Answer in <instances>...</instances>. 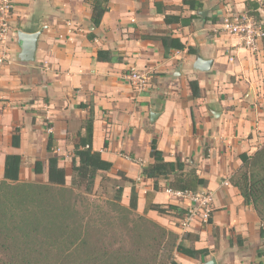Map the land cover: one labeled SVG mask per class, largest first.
Here are the masks:
<instances>
[{"label":"crops","instance_id":"crops-1","mask_svg":"<svg viewBox=\"0 0 264 264\" xmlns=\"http://www.w3.org/2000/svg\"><path fill=\"white\" fill-rule=\"evenodd\" d=\"M183 1L202 7L192 10ZM91 2L14 0L8 42L0 47V180L7 155L21 157L20 180L38 176L36 161L47 180L50 136L66 173L78 162L73 151L91 105L92 149L112 164V177L125 178V205L135 189L140 215L183 234L177 210L146 211L150 204L185 207L167 194L165 183L154 190L153 180L142 176L153 163V139L165 162L179 160L207 180L197 191L211 194L209 223L192 224L182 242L207 253L191 259L175 252L177 264H264V227L232 185L242 167L240 156H251L264 144L263 41L251 52L238 36L220 29L227 15L264 25V0H107L98 27L91 21ZM165 17L179 20L168 23ZM19 32L40 33L32 62L19 59ZM161 37L184 49L165 56ZM99 51L113 61H99ZM197 57L211 62L207 71L194 68ZM130 69L150 73L144 91L125 81ZM191 81L198 83V98L192 97ZM16 128L19 146L13 147Z\"/></svg>","mask_w":264,"mask_h":264},{"label":"trees","instance_id":"trees-1","mask_svg":"<svg viewBox=\"0 0 264 264\" xmlns=\"http://www.w3.org/2000/svg\"><path fill=\"white\" fill-rule=\"evenodd\" d=\"M183 4L192 10L202 7L196 1H183ZM91 6V21L94 27H98L106 12L107 0H92ZM251 17L258 20L256 14ZM178 18L165 17V22L177 21ZM181 21L184 22L183 19ZM262 28L264 30V25ZM88 37L92 39L93 35ZM160 40L165 56L170 50L184 49L181 43L170 37H161ZM262 41L264 50V38ZM188 53L194 52L188 49ZM97 59L113 61L110 53L103 51L97 53ZM188 86L193 98L200 97L196 81L189 82ZM93 121L90 105L84 133L73 151L78 162L74 160L72 163L70 187H66L65 170L59 166V159L53 153L51 136L46 147L49 155L44 184L21 181V157L6 156L0 180V264H177L173 258L175 252L191 259L206 255V250L183 246L188 233L180 236L138 214L135 189L131 191L128 207H124L121 205L123 187L112 188V196L105 201L113 217L111 220L106 214L99 220L93 215L90 218L81 215L77 208L86 202L87 195L92 194L97 177L105 180V175L112 170V164L92 149ZM19 139V129L16 128L12 135L13 147L19 146ZM149 156L153 163L142 171V176L153 180L154 190L160 189L161 182L165 183L166 190L190 192L208 184L197 175L195 168L179 160L165 162L154 139L150 143ZM240 159L242 167L232 185L238 189L244 203L253 206L264 227V144L253 155L242 154ZM33 173L42 174L40 161L34 163ZM147 210L157 213L177 210L180 215L185 212L173 205L163 207L156 204L148 205ZM99 223L106 225L100 228Z\"/></svg>","mask_w":264,"mask_h":264},{"label":"built area","instance_id":"built-area-1","mask_svg":"<svg viewBox=\"0 0 264 264\" xmlns=\"http://www.w3.org/2000/svg\"><path fill=\"white\" fill-rule=\"evenodd\" d=\"M14 0H0V47H4L10 35V17L13 10ZM222 32L228 35L238 36L244 48L251 52L257 50L258 44L264 38V30L261 24L254 22L248 17L225 16L220 24ZM2 59H0V63ZM125 81L138 93L145 90L149 81L150 73L145 70L130 69L124 76ZM167 194L185 204L184 214L180 221L179 230L183 234L194 223H209L212 212L211 194L206 191H172L166 190Z\"/></svg>","mask_w":264,"mask_h":264},{"label":"rangeland","instance_id":"rangeland-1","mask_svg":"<svg viewBox=\"0 0 264 264\" xmlns=\"http://www.w3.org/2000/svg\"><path fill=\"white\" fill-rule=\"evenodd\" d=\"M71 167L70 166L67 167L66 187L71 186V177H72V168ZM105 176H106L105 180H102L101 177H97V179L95 181L94 189L92 191V194L89 196L87 195L86 196V202L84 204H82L81 207L79 205L77 208V210L79 209L81 215H85L86 218H88V217L90 218L93 215L92 217L94 219L99 220L100 216H102L103 214L109 215L110 220L113 218L111 212L108 210V208L105 204V201L107 198L112 196V191H113L112 188H114V186H118V185L124 187L126 180H125V178L116 179V178L112 177L110 175V173L106 174ZM21 181H23V182H35V183H40V184L43 183L44 184V183H46L47 180H46V177H44L43 175H41V176L38 175V176H36V178L33 181H27V180H21ZM123 201L124 200L122 197L121 205L124 207H128V205H125ZM86 207L88 209H86ZM180 216L182 217V215H180ZM102 222H104V220ZM174 223L176 226L178 225V221L174 222ZM103 225H106V224L99 223L98 226L101 228V227H103ZM169 226H171V225H169ZM179 235L181 236L183 234H179ZM164 254L165 253L162 252L161 256L164 257ZM173 255H174V253H173Z\"/></svg>","mask_w":264,"mask_h":264},{"label":"water","instance_id":"water-1","mask_svg":"<svg viewBox=\"0 0 264 264\" xmlns=\"http://www.w3.org/2000/svg\"><path fill=\"white\" fill-rule=\"evenodd\" d=\"M40 33L26 34L23 32L18 33V37L22 44L21 53L19 55V59L23 62H32L34 61L37 40ZM211 65L210 61H204L200 57H197L194 68L200 71H207L208 67ZM207 264H215L214 260L209 261Z\"/></svg>","mask_w":264,"mask_h":264}]
</instances>
